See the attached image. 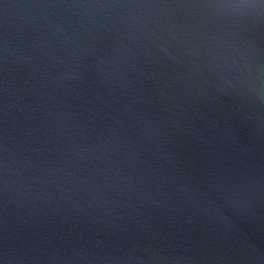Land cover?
<instances>
[{
    "label": "water",
    "instance_id": "95a60500",
    "mask_svg": "<svg viewBox=\"0 0 264 264\" xmlns=\"http://www.w3.org/2000/svg\"><path fill=\"white\" fill-rule=\"evenodd\" d=\"M0 264H264V0H0Z\"/></svg>",
    "mask_w": 264,
    "mask_h": 264
}]
</instances>
